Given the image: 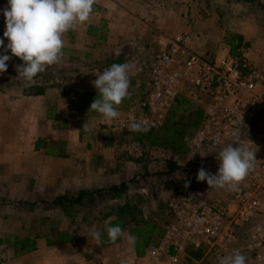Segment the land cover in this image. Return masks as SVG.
Wrapping results in <instances>:
<instances>
[{
  "label": "built area",
  "instance_id": "built-area-1",
  "mask_svg": "<svg viewBox=\"0 0 264 264\" xmlns=\"http://www.w3.org/2000/svg\"><path fill=\"white\" fill-rule=\"evenodd\" d=\"M139 92H131L120 116L103 125L126 131L133 121L161 128L179 100L197 104L203 119L188 139L189 171L203 167L216 174L219 152L229 144L256 152V167L238 191L209 188L206 181L170 198L165 232L148 253L155 263L168 259L182 264L189 252L247 256L246 264H264V63L229 49L210 53L196 48L192 38L166 39L153 55ZM193 178V177H192Z\"/></svg>",
  "mask_w": 264,
  "mask_h": 264
},
{
  "label": "rangeland",
  "instance_id": "rangeland-1",
  "mask_svg": "<svg viewBox=\"0 0 264 264\" xmlns=\"http://www.w3.org/2000/svg\"><path fill=\"white\" fill-rule=\"evenodd\" d=\"M5 1L7 2V0H0V30L3 34L6 25L2 11L3 6L1 5ZM159 1L161 18L162 21H165L166 26H170L171 29L181 35L190 38L198 37V41H203L206 50L210 53L215 54L225 48L230 49L224 40L226 37L234 40L230 36L232 34L230 29L236 30L243 26H247L250 30L256 27L260 28L259 33L243 38L244 43L239 50L249 58L251 56L264 57V0ZM205 29L209 30V38L204 37L206 36ZM224 30L227 31V34L222 37ZM194 42L197 43L196 39ZM7 43L8 40L4 37L5 48ZM4 54L12 56L10 50L5 52L4 48H0V55ZM153 55H140L134 64L136 72L139 70L142 74V80ZM87 59L70 54L65 55L59 65L48 67L44 73L38 74L33 81L29 82L18 77L16 71V66L24 62L12 56L6 62L7 71L0 74V95L4 96L10 92L20 94L24 91L35 93L51 87L54 90L60 89L59 92L68 93L69 96L85 99L87 94L97 92L93 81L97 79V74L104 71L103 68L110 66L108 63L112 61L107 60L105 64L98 62L95 65ZM123 106L124 104H121L118 111H121ZM100 125L96 127L98 143L100 146H113L111 160L114 162L112 166L109 165L108 167L113 173V178L126 179L129 184L127 199L132 200L133 204L138 203L145 220L155 221L154 219L160 218L162 223L167 218V200L177 195L178 192L186 190L190 185L198 183L197 179L194 178L195 174L187 169L188 152L184 155H176L170 149H163L150 144L146 138L139 143L137 138L141 136L140 132L109 130L104 127L103 123L101 127ZM87 132L84 131V135L82 132L80 136L86 142L87 137L85 135ZM2 134L1 132L0 137L3 140L6 135L3 134L2 137ZM6 138L10 144L9 137ZM9 144L5 145L0 141V178H17V175H21V173H17L18 168L15 166V162L21 163L23 158ZM76 159L77 162L72 160L66 163L50 160L49 169H55L56 172L63 170L64 175L70 172L72 176H79L80 178H107V175L103 177V173L98 174V172L93 177L94 175L87 170V159L83 157ZM169 162L176 163L178 168L170 171L168 169ZM92 163L98 169L105 162L103 158L97 157V160H93ZM74 167L80 168V171L77 172ZM20 169L22 172L24 171L23 164ZM75 173L78 174L75 176ZM188 181L191 183L185 187ZM33 189L32 186L29 191ZM96 189L91 188L89 190ZM77 195L78 192H68L65 197L68 201H72ZM98 196L99 193L97 192L91 196H86L82 203H66L65 206H56L52 203L56 199L41 198L40 196L28 197L24 192L21 195L20 192L15 191V186L10 189L9 182L0 184V264L8 263V259L14 262L15 259L20 258L15 255L19 249L11 246L16 238L45 239L51 236L54 241L59 242L63 235L78 234L92 237L90 233L93 229L100 232V229L105 227V215L117 209V205L125 204L126 200H100ZM158 199L161 200L160 207L158 203L156 204ZM154 204L155 206H153ZM223 256L226 255L214 253L202 254L199 258H193L189 254L184 264H218V258Z\"/></svg>",
  "mask_w": 264,
  "mask_h": 264
},
{
  "label": "crops",
  "instance_id": "crops-1",
  "mask_svg": "<svg viewBox=\"0 0 264 264\" xmlns=\"http://www.w3.org/2000/svg\"><path fill=\"white\" fill-rule=\"evenodd\" d=\"M159 2L97 0L90 21L65 34L63 56L70 54L88 58L95 65L98 62L105 64L107 60H112L108 63L110 66L114 63H129L133 66L129 72V91L139 92L146 76L142 80V74L139 70L136 72L134 64L137 59L140 55L150 56L157 53L164 47L167 38L181 35L162 21ZM3 4L2 11L7 7V2ZM204 31V37L209 38V30ZM229 31L248 38L259 33L260 28L250 30L243 26ZM226 34L227 31L224 30L222 37ZM1 38L4 39V35ZM191 38L196 48L208 51L205 43L198 41V37ZM195 39L197 43L194 42ZM250 59L264 63V57L251 56ZM59 91L60 89L47 87L35 93L24 91L20 94L10 92L0 95V133L6 135L3 140L0 137V141L5 145L9 144L6 138L8 136L9 146L17 150L23 158L21 163L15 162L17 173L21 175H17V178H0V184L9 182L10 189L15 186V191L21 195L24 192L28 197L58 199L66 196L68 192L104 188L126 182V179L113 178L112 171L108 169L114 162L111 160L113 146H100L98 143L96 127L102 125L104 119L95 111L81 110V103L86 102V99L75 98ZM84 123L89 129L85 135L87 142L80 137L82 132L84 135ZM82 157L87 159V170L93 177L98 172L103 173V177L107 175V178H80L76 176L78 173L74 177L70 172L64 175L63 170L56 172L55 169H49L50 160L77 162L76 158ZM97 157L103 158L105 162L100 165V169H96L92 163ZM22 164L25 168L23 172L20 169ZM74 169L80 171V168ZM32 186L34 189L29 191ZM157 203L160 207L161 200H156ZM154 220L157 221V218ZM164 221L160 224H164ZM124 233L130 234L128 231ZM36 247V250L25 252L14 262L8 259L6 264H170L168 259L155 263L149 256V247L144 250L143 256H138L135 247L130 246L124 237L115 243L101 237L97 244L92 237L79 235L73 243H56L52 246L47 244L46 237L36 239Z\"/></svg>",
  "mask_w": 264,
  "mask_h": 264
},
{
  "label": "clouds",
  "instance_id": "clouds-1",
  "mask_svg": "<svg viewBox=\"0 0 264 264\" xmlns=\"http://www.w3.org/2000/svg\"><path fill=\"white\" fill-rule=\"evenodd\" d=\"M97 0H7L3 10L6 29L4 37L8 43L4 47V39H0V48L12 56L19 58L23 64L16 66L18 77L26 81L44 73L48 67L59 65L63 58L64 36L75 31L90 21ZM12 56L0 55V74L7 71ZM129 63L112 64L93 81L99 98L91 103L90 110L97 112L108 122L120 116L118 111L122 101L130 98V77L132 69ZM132 132L147 133L150 131L148 121H133L129 125ZM83 129L89 130L84 123ZM256 152L241 144H229L219 152V168L216 174L207 172L203 167L198 170L197 181H206L209 188L238 191L242 181L256 167ZM191 181L185 184V187ZM112 218L105 221L108 241L115 243L124 237L134 248L137 238L125 234L120 225L110 226ZM99 244L101 233L93 229L90 233ZM247 256L240 250L218 258V264H246Z\"/></svg>",
  "mask_w": 264,
  "mask_h": 264
},
{
  "label": "trees",
  "instance_id": "trees-1",
  "mask_svg": "<svg viewBox=\"0 0 264 264\" xmlns=\"http://www.w3.org/2000/svg\"><path fill=\"white\" fill-rule=\"evenodd\" d=\"M1 23V21H0ZM3 35L2 30H0V37ZM234 40H230L228 37L224 38L226 44L230 47L229 51L234 56H241L243 52L239 48L243 45V37L237 34H230ZM99 98V93L87 94L85 99L86 102L82 101L81 110H90L91 103L94 99ZM129 102V98L122 101L124 106ZM123 106V107H124ZM203 119V110L197 104H190L188 101L179 100L175 106L169 111L168 116L161 128L155 131H148L147 133H139L137 141L141 143L145 138L152 145L159 148L170 149L173 154L184 155L189 153L187 147L188 139L194 134L198 129ZM186 137V142H185ZM170 171H174L178 168L176 163L169 162L168 166ZM189 170V167H187ZM129 190L128 182H122L120 184H113L101 188L99 190H80L76 198L72 201H68L67 197H60L54 200L52 203L56 206H65L66 203L78 204L82 203L86 196H91L94 193H99L98 199L100 200H123L125 199V204L119 206L113 212L105 215L106 220L112 218L110 226L120 225L123 232L128 231L131 235L137 238V243L135 244V252L138 256L144 255V250L151 245H157L164 236V226L166 224V219L164 224H160V218L157 221L145 220L142 216L141 209L137 204H133L132 200L127 199ZM140 216V217H139ZM102 239L107 238L106 226L100 230ZM79 238L78 234L63 235L59 242L52 239L51 236L47 237V244L49 246L55 245L56 243H73ZM9 239V238H7ZM36 238L24 237L23 239L16 238L12 247L19 249L16 251V256H21L25 252H31L36 250ZM190 256L193 258H199L202 253L191 251Z\"/></svg>",
  "mask_w": 264,
  "mask_h": 264
}]
</instances>
